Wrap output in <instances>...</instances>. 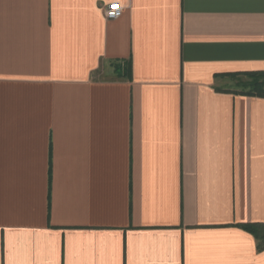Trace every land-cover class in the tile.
Returning a JSON list of instances; mask_svg holds the SVG:
<instances>
[{"label": "crops", "instance_id": "crops-1", "mask_svg": "<svg viewBox=\"0 0 264 264\" xmlns=\"http://www.w3.org/2000/svg\"><path fill=\"white\" fill-rule=\"evenodd\" d=\"M257 72L264 0H0V264H264Z\"/></svg>", "mask_w": 264, "mask_h": 264}, {"label": "trees", "instance_id": "trees-1", "mask_svg": "<svg viewBox=\"0 0 264 264\" xmlns=\"http://www.w3.org/2000/svg\"><path fill=\"white\" fill-rule=\"evenodd\" d=\"M239 75H245L250 78L249 84H244L243 90L238 91V94L246 95V96H253V97H260L264 98V72H257V73H246V74H239ZM238 76V75H236ZM247 231L251 232L252 234H256L255 230L258 228L256 225H248L243 226ZM257 239L261 241V248H264V236H257Z\"/></svg>", "mask_w": 264, "mask_h": 264}, {"label": "built area", "instance_id": "built-area-1", "mask_svg": "<svg viewBox=\"0 0 264 264\" xmlns=\"http://www.w3.org/2000/svg\"><path fill=\"white\" fill-rule=\"evenodd\" d=\"M104 14L108 20H118L123 14V7L119 3H113L105 9Z\"/></svg>", "mask_w": 264, "mask_h": 264}, {"label": "rangeland", "instance_id": "rangeland-1", "mask_svg": "<svg viewBox=\"0 0 264 264\" xmlns=\"http://www.w3.org/2000/svg\"><path fill=\"white\" fill-rule=\"evenodd\" d=\"M235 79H232V86L233 87H237V89L240 91V90H243L244 87L243 85L246 83V84H249L251 81H250V78L248 76H245V75H239L238 77H233ZM264 80V78H263ZM257 236H264V229H261V228H257L255 230Z\"/></svg>", "mask_w": 264, "mask_h": 264}]
</instances>
